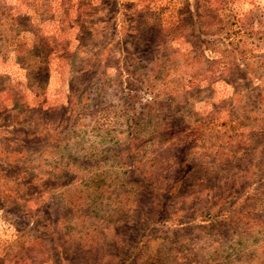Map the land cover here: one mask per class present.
Instances as JSON below:
<instances>
[{
  "label": "rangeland",
  "instance_id": "rangeland-1",
  "mask_svg": "<svg viewBox=\"0 0 264 264\" xmlns=\"http://www.w3.org/2000/svg\"><path fill=\"white\" fill-rule=\"evenodd\" d=\"M264 264V0H0V264Z\"/></svg>",
  "mask_w": 264,
  "mask_h": 264
},
{
  "label": "trees",
  "instance_id": "trees-1",
  "mask_svg": "<svg viewBox=\"0 0 264 264\" xmlns=\"http://www.w3.org/2000/svg\"><path fill=\"white\" fill-rule=\"evenodd\" d=\"M160 262L159 261H155V260H152V259H149L147 261H145V264H159Z\"/></svg>",
  "mask_w": 264,
  "mask_h": 264
}]
</instances>
